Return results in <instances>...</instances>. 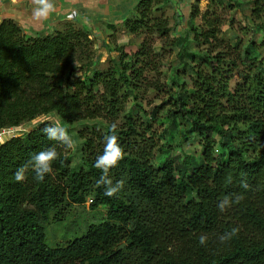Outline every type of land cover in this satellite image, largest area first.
<instances>
[{
	"label": "trees",
	"instance_id": "trees-1",
	"mask_svg": "<svg viewBox=\"0 0 264 264\" xmlns=\"http://www.w3.org/2000/svg\"><path fill=\"white\" fill-rule=\"evenodd\" d=\"M169 4L173 0L138 2L121 30L144 40L134 53L116 49L120 56L107 71L92 67L99 41L85 26L67 22L48 35L31 36L14 20L0 24V131L50 115L69 135L77 123L104 121L101 128L78 133L83 141L79 167L73 166L71 149L42 132L50 121L0 144V264H264L262 49L248 43L244 60L250 72L233 84L236 62L225 67L226 57L214 54L218 26L201 30L195 21L204 14L198 2L193 5L187 32L173 44L190 62L181 58L182 71L174 72V108L160 137L166 141L163 148L178 136L179 145L190 140L200 151L182 149L173 157L166 152L157 162L156 134L138 95L159 57L152 37H170L167 20L155 17ZM253 4L254 16L264 14V0ZM194 43L197 49L191 50ZM181 74L193 77L191 90ZM113 122L125 157L109 176L125 184L108 197L96 183L102 172L94 164ZM53 146L59 159L52 173L42 181L31 171L23 182L14 179L31 155ZM225 196L241 199L220 212L217 205ZM87 203L92 211L106 208L103 223L89 226L65 246H48L47 225L62 222L72 207ZM234 227L238 234L221 243L219 236ZM201 235L208 237L205 245L199 243Z\"/></svg>",
	"mask_w": 264,
	"mask_h": 264
},
{
	"label": "rangeland",
	"instance_id": "rangeland-1",
	"mask_svg": "<svg viewBox=\"0 0 264 264\" xmlns=\"http://www.w3.org/2000/svg\"><path fill=\"white\" fill-rule=\"evenodd\" d=\"M174 1L172 5H166L161 13L155 14L156 18L163 15L172 31L168 39H161L158 35L152 37L154 47L159 57L156 60L157 62L153 63L147 70L145 74L146 81H144V86L146 87L142 88L138 95V103L145 109L146 116L152 122L156 134L155 139L159 147L156 155L157 162L158 160L166 158V152H169L170 157H173L181 154L182 149L195 155L200 151V146L196 143L193 144L190 140L185 142L183 146L179 145L178 136L170 143L171 147L166 146L163 148V144H165L166 141L160 137L163 130L167 128V121L165 120L168 110L174 108L173 100L170 99L172 94L177 92V89L172 86L174 72L176 69L182 71L180 67L181 58L185 57V60L190 62V57L186 55L184 49L178 48V46L173 44L187 32L188 27L186 23L194 4L198 2L201 14H204V17H199L195 21V24L201 30H208L210 24H216L219 28V43L215 44L214 54L221 52V55L226 57L225 60L227 65H224L225 67L231 65L228 64L231 60H233V62L235 61L237 64L233 72L234 74L232 75L234 76L233 84L236 82H243V79L250 72L249 63L244 60V50L250 41H254L256 45L262 49L259 60L264 58V28H260V26L264 24V14L259 16L260 19L252 14V10L254 9L253 0H189L187 2L190 8L188 9L189 13L187 15L184 14V11L187 10L185 9L186 6L183 5L178 10V8H176L177 3ZM177 12H180V16H177ZM132 14L130 16H132ZM142 40H144V37L141 39L134 38L121 29L117 31L111 29L107 30L102 33V39L99 42L94 39V42H97L94 46L96 58L92 67L100 71H107L113 66L115 59H118L120 56L116 49L122 47L125 52L129 54L134 53L138 50L139 43H141ZM237 40L240 41L238 47H236ZM190 48L191 50H196L197 46L194 43ZM217 65L218 64H216V66ZM179 77L180 81L183 82L182 84H186L187 88L191 90L193 87V77L183 74ZM132 105V102L129 103L124 111L131 108ZM188 106H191V104ZM156 107L162 108L153 116L152 112ZM123 116L124 114L122 113L120 121H122ZM45 121L60 122L55 115L41 117L34 122L15 128L13 136L21 137L24 133L30 132ZM103 122V120L83 121L72 127L70 136L75 142V146L71 148L74 167L81 166L83 141L78 139V133L85 129L101 128ZM189 126L190 124L185 122L183 128L189 130ZM1 143L2 142H0V144ZM105 215V207H101L97 211H92L90 210V203H87L85 207H72L70 213L67 214L62 222L52 221L47 225L46 235L48 246L51 248L65 246L75 239L82 237L87 232L89 226L103 223Z\"/></svg>",
	"mask_w": 264,
	"mask_h": 264
},
{
	"label": "clouds",
	"instance_id": "clouds-1",
	"mask_svg": "<svg viewBox=\"0 0 264 264\" xmlns=\"http://www.w3.org/2000/svg\"><path fill=\"white\" fill-rule=\"evenodd\" d=\"M31 3V17L35 21H43L49 19V17L56 11V0H30ZM68 19H72V15H69ZM117 123L113 122L109 126V133L104 136V147L102 154L98 155L95 160L94 167L100 169L102 175L97 180V185L104 186V195L113 197L117 195L123 188L125 182L123 180L116 181L115 183L110 178V170L115 168L119 162L124 159L125 152L121 144L119 143L118 136L116 134ZM44 135L53 141L59 142L66 149H71L75 146L73 138L69 135L68 130L63 127L59 122L47 123L42 128ZM59 159V153L55 146L39 151L30 156L27 163L21 165L14 173V179L17 182H23L27 177L26 174L31 171L35 173V179L42 181L47 174L53 171V162ZM240 186L244 189H248L249 185L245 180H241ZM241 197L235 199L225 196L222 201L217 205L220 212L226 211L233 203H239ZM239 232V228H232L230 231L225 232L219 236L221 243L230 241ZM208 237L201 235L199 237V243L205 245Z\"/></svg>",
	"mask_w": 264,
	"mask_h": 264
},
{
	"label": "crops",
	"instance_id": "crops-1",
	"mask_svg": "<svg viewBox=\"0 0 264 264\" xmlns=\"http://www.w3.org/2000/svg\"><path fill=\"white\" fill-rule=\"evenodd\" d=\"M140 0H56V11L47 20L35 21L31 17L30 0H2L0 3V24L14 20L31 36H44L60 29L67 22L77 23L89 28L97 41L107 30L123 28ZM189 0H180L179 6H186ZM72 15V19H68ZM116 28V30L114 28Z\"/></svg>",
	"mask_w": 264,
	"mask_h": 264
},
{
	"label": "built area",
	"instance_id": "built-area-1",
	"mask_svg": "<svg viewBox=\"0 0 264 264\" xmlns=\"http://www.w3.org/2000/svg\"><path fill=\"white\" fill-rule=\"evenodd\" d=\"M2 0H0L1 3ZM174 1V0H173ZM180 0H175L174 2L177 3L176 8H180L179 4ZM177 16H180V12H177ZM187 26V23H186ZM15 132V128H9V129H3L0 131V142H3L5 140L14 138L13 133Z\"/></svg>",
	"mask_w": 264,
	"mask_h": 264
},
{
	"label": "water",
	"instance_id": "water-1",
	"mask_svg": "<svg viewBox=\"0 0 264 264\" xmlns=\"http://www.w3.org/2000/svg\"><path fill=\"white\" fill-rule=\"evenodd\" d=\"M126 245L124 244L121 248H124Z\"/></svg>",
	"mask_w": 264,
	"mask_h": 264
}]
</instances>
